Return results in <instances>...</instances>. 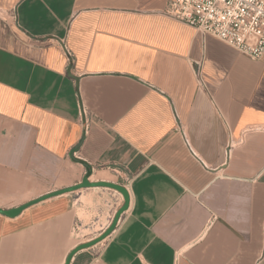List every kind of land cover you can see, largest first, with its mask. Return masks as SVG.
I'll return each instance as SVG.
<instances>
[{"label": "crops", "instance_id": "0c3cea01", "mask_svg": "<svg viewBox=\"0 0 264 264\" xmlns=\"http://www.w3.org/2000/svg\"><path fill=\"white\" fill-rule=\"evenodd\" d=\"M169 3L0 0V264H264V57Z\"/></svg>", "mask_w": 264, "mask_h": 264}, {"label": "built area", "instance_id": "2783aa9c", "mask_svg": "<svg viewBox=\"0 0 264 264\" xmlns=\"http://www.w3.org/2000/svg\"><path fill=\"white\" fill-rule=\"evenodd\" d=\"M167 13L253 60L264 57V0H170Z\"/></svg>", "mask_w": 264, "mask_h": 264}, {"label": "water", "instance_id": "95a60500", "mask_svg": "<svg viewBox=\"0 0 264 264\" xmlns=\"http://www.w3.org/2000/svg\"><path fill=\"white\" fill-rule=\"evenodd\" d=\"M92 175L91 173V170L88 171V178ZM95 185H101V186H108V187H111V188H114V189H117L118 191H120L122 194L125 195L126 197V190L122 187V186H119V185H115V184H111V183H106V182H101V183H90L88 181V179L84 180V182L82 183L81 185V188H89V187H94ZM127 199V197H126ZM23 211V208H20V209H15V210H12V211H8L7 214L10 215V216H18L21 212ZM84 248V247H82ZM81 248V249H82Z\"/></svg>", "mask_w": 264, "mask_h": 264}, {"label": "rangeland", "instance_id": "374dc122", "mask_svg": "<svg viewBox=\"0 0 264 264\" xmlns=\"http://www.w3.org/2000/svg\"><path fill=\"white\" fill-rule=\"evenodd\" d=\"M103 176L102 173H92V175L89 177L88 181L90 183H101L102 179L101 177ZM84 189L82 191H88V192H97V191H102V190H112L111 187L108 186H101V185H95L94 187H89V188H81V185L78 187V190ZM95 243V242H94Z\"/></svg>", "mask_w": 264, "mask_h": 264}]
</instances>
